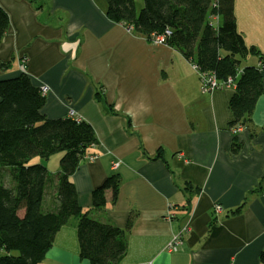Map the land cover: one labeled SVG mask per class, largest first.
<instances>
[{
	"label": "crops",
	"instance_id": "obj_1",
	"mask_svg": "<svg viewBox=\"0 0 264 264\" xmlns=\"http://www.w3.org/2000/svg\"><path fill=\"white\" fill-rule=\"evenodd\" d=\"M0 7L9 19L0 80L47 85L45 117L84 120L94 130L97 142L70 180L83 212L123 230L118 264H264V73L251 124L234 133L233 87L201 91L189 59L113 21L105 0H0ZM234 12L245 42L264 58V0H234ZM112 174L120 178L117 198L106 189L105 205L93 207L92 191ZM178 233L181 243L167 251ZM40 264H90L79 256L75 217Z\"/></svg>",
	"mask_w": 264,
	"mask_h": 264
},
{
	"label": "trees",
	"instance_id": "obj_2",
	"mask_svg": "<svg viewBox=\"0 0 264 264\" xmlns=\"http://www.w3.org/2000/svg\"><path fill=\"white\" fill-rule=\"evenodd\" d=\"M105 1L113 21L150 39L167 30L166 44L198 71H211L218 80L232 78L231 123L251 124L262 93L264 58L237 29L234 0H141L139 10L137 0ZM8 23L0 7V42ZM249 57L261 64L248 63ZM44 100L40 89L24 86L19 77L0 80V264H40L70 217L77 219L81 258L118 264L126 251L123 230L83 212L70 180L87 148L97 142L94 130L84 120L45 117ZM54 153L61 154L59 170L51 174L40 161ZM34 157L40 161L32 163ZM119 184L118 174L106 177L92 191L93 207L105 205L106 189L115 200ZM47 196L53 199L51 207L44 202Z\"/></svg>",
	"mask_w": 264,
	"mask_h": 264
},
{
	"label": "built area",
	"instance_id": "obj_3",
	"mask_svg": "<svg viewBox=\"0 0 264 264\" xmlns=\"http://www.w3.org/2000/svg\"><path fill=\"white\" fill-rule=\"evenodd\" d=\"M128 28L132 29L131 26H129ZM168 33L167 30H165L164 32H162V34H152V40L154 41V43H163L165 41V37H166V34ZM22 69H25L26 67V63L24 62L22 65H21ZM192 67L197 71V74L199 76V82H200V88H201V91L203 92H209V91H213V90H216V89H219V88H223V87H227V86H232V78L228 77L226 78L225 80H218L217 77L215 76V74L211 71H198V67L197 65L193 64ZM41 92L43 94H45L48 90V86L47 85H44L41 87ZM74 112L73 111H70L69 112V115H73ZM243 128V125H239L237 124L233 129H232V132H238L239 130H241ZM90 159H93V157H89ZM118 165V163H114L112 164V167H116ZM172 210H169V213H166L165 216L167 218H170L172 217V214L171 212ZM182 241V234L181 233H178V234H175L173 235L171 241L167 244L166 246V250L167 251H174L177 246L181 243Z\"/></svg>",
	"mask_w": 264,
	"mask_h": 264
},
{
	"label": "rangeland",
	"instance_id": "obj_4",
	"mask_svg": "<svg viewBox=\"0 0 264 264\" xmlns=\"http://www.w3.org/2000/svg\"><path fill=\"white\" fill-rule=\"evenodd\" d=\"M136 5H137V10H139L142 6L141 0H137ZM156 44H166V42L164 41L163 43H156ZM59 156H60V153H54V154L50 155L49 159H47V161L45 162L49 173H51V174L56 173V170L58 169V166H59ZM32 163H36V162L33 161Z\"/></svg>",
	"mask_w": 264,
	"mask_h": 264
},
{
	"label": "clouds",
	"instance_id": "obj_5",
	"mask_svg": "<svg viewBox=\"0 0 264 264\" xmlns=\"http://www.w3.org/2000/svg\"><path fill=\"white\" fill-rule=\"evenodd\" d=\"M45 95V94H44Z\"/></svg>",
	"mask_w": 264,
	"mask_h": 264
}]
</instances>
